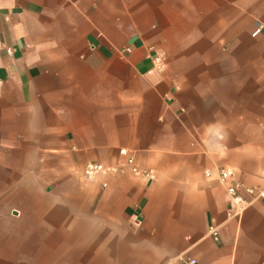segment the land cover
Instances as JSON below:
<instances>
[{"label":"crops","instance_id":"0c3cea01","mask_svg":"<svg viewBox=\"0 0 264 264\" xmlns=\"http://www.w3.org/2000/svg\"><path fill=\"white\" fill-rule=\"evenodd\" d=\"M222 168L264 188V0H0V264H264Z\"/></svg>","mask_w":264,"mask_h":264},{"label":"built area","instance_id":"2783aa9c","mask_svg":"<svg viewBox=\"0 0 264 264\" xmlns=\"http://www.w3.org/2000/svg\"><path fill=\"white\" fill-rule=\"evenodd\" d=\"M261 26H258L257 29L253 32L252 36H256L261 32ZM10 53V51H9ZM157 60H159L157 58ZM129 164L132 167V170L135 173H141L139 168L134 164V160L132 158L129 159ZM116 171L113 167H104L101 164L89 163L85 166L83 170V175L85 178H93L96 174L100 172H114ZM234 171L227 168H222L218 170V181L226 187L228 195L231 197L232 201L239 206H243V196L241 192H246L251 195H256V197L264 198V188L261 190H257L255 188L247 187L245 184L239 181L234 180ZM146 176H150L146 174ZM210 232L215 240L218 239L217 230L215 228H211ZM192 263H195L193 260Z\"/></svg>","mask_w":264,"mask_h":264}]
</instances>
